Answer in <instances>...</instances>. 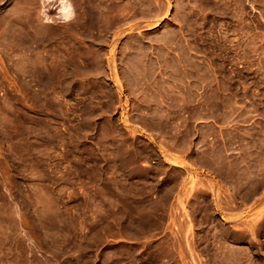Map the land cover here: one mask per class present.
<instances>
[{"label": "rangeland", "instance_id": "374dc122", "mask_svg": "<svg viewBox=\"0 0 264 264\" xmlns=\"http://www.w3.org/2000/svg\"><path fill=\"white\" fill-rule=\"evenodd\" d=\"M43 1L0 0V264H264V0Z\"/></svg>", "mask_w": 264, "mask_h": 264}, {"label": "bare ground", "instance_id": "6f19581e", "mask_svg": "<svg viewBox=\"0 0 264 264\" xmlns=\"http://www.w3.org/2000/svg\"><path fill=\"white\" fill-rule=\"evenodd\" d=\"M52 1L56 2V5L54 4L52 5L56 6V11L60 18L62 19L72 18L74 12H73L71 3L68 0H45L43 1L41 13L44 16H46L47 18L49 17L50 14H48V12H49V7L51 5V4L49 5V3H51Z\"/></svg>", "mask_w": 264, "mask_h": 264}]
</instances>
